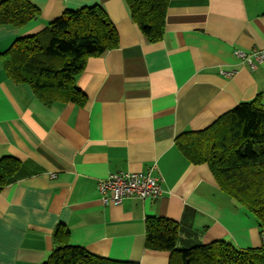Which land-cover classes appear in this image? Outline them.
Instances as JSON below:
<instances>
[{
    "label": "crops",
    "instance_id": "0c3cea01",
    "mask_svg": "<svg viewBox=\"0 0 264 264\" xmlns=\"http://www.w3.org/2000/svg\"><path fill=\"white\" fill-rule=\"evenodd\" d=\"M31 1L40 9L36 18L0 25V157L22 164L21 177L0 189V264L46 260L58 224L71 244L94 254L168 264L169 251L145 246L149 216L179 224L178 247L215 240L261 246L253 214L174 140L258 94L264 103V64L251 67L234 54L264 52V0H169L157 42L132 21L125 0ZM94 4L114 25L118 46L86 58L74 80L83 105H47L6 75L1 53L15 39L39 32L65 9ZM151 166L162 179L157 197L100 201V179Z\"/></svg>",
    "mask_w": 264,
    "mask_h": 264
},
{
    "label": "trees",
    "instance_id": "16d2710c",
    "mask_svg": "<svg viewBox=\"0 0 264 264\" xmlns=\"http://www.w3.org/2000/svg\"><path fill=\"white\" fill-rule=\"evenodd\" d=\"M132 21L149 42L162 39L169 0H125ZM31 0H1L0 25L22 26L36 18ZM118 46L117 31L98 4L65 9L39 32L15 39L1 53L6 75L28 84L43 103L83 105L85 95L74 84L88 56H100ZM178 151L193 164H206L219 189L250 211L263 236L259 247L238 248L215 240L178 247L180 226L165 217L145 220V246L170 252L168 264H264V103L260 94L241 101L209 126L175 137ZM21 162L0 157V189L21 177ZM53 247L40 264H138L113 260L73 245L69 230L58 224Z\"/></svg>",
    "mask_w": 264,
    "mask_h": 264
},
{
    "label": "built area",
    "instance_id": "2783aa9c",
    "mask_svg": "<svg viewBox=\"0 0 264 264\" xmlns=\"http://www.w3.org/2000/svg\"><path fill=\"white\" fill-rule=\"evenodd\" d=\"M234 54L251 67H255L256 64H264L263 51L253 50L246 53L236 49ZM224 74L232 75V72H224ZM161 181V177L155 174V167L151 166L145 171L111 173L97 182L96 190L100 194V201L103 204H120L127 198L145 200L157 197L161 192Z\"/></svg>",
    "mask_w": 264,
    "mask_h": 264
}]
</instances>
